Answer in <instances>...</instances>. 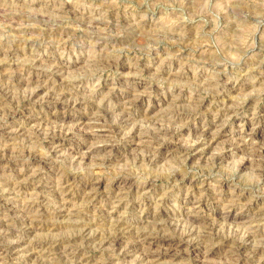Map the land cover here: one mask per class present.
I'll return each instance as SVG.
<instances>
[{
  "label": "rangeland",
  "instance_id": "1",
  "mask_svg": "<svg viewBox=\"0 0 264 264\" xmlns=\"http://www.w3.org/2000/svg\"><path fill=\"white\" fill-rule=\"evenodd\" d=\"M0 138V264H145L102 243L136 233L157 264H264V0H0Z\"/></svg>",
  "mask_w": 264,
  "mask_h": 264
},
{
  "label": "bare ground",
  "instance_id": "2",
  "mask_svg": "<svg viewBox=\"0 0 264 264\" xmlns=\"http://www.w3.org/2000/svg\"><path fill=\"white\" fill-rule=\"evenodd\" d=\"M99 66V65H98ZM56 70V69H55ZM58 74H59V71H55V72H52V75L54 76V77H56V76H58ZM35 80H38V79H34L33 81L35 82ZM36 83V82H35ZM30 84V83H29ZM235 84V83H234ZM40 85V86H39ZM39 87H37V89H34L32 92H31V99H32V101L34 100V97H35V95L37 94V91L38 90H40V89H43L42 88V85L39 83ZM262 86V85H261ZM231 87V86H230ZM54 91H55V89H54ZM29 93V92H28ZM64 95V94H63ZM143 96V94H140V95H138V97L135 99V100H133V101H131V104L132 105H134V104H136L138 101H140V97H142ZM66 97V96H65ZM27 100V99H26ZM30 100V99H29ZM31 101V100H30ZM69 103V101L67 100L66 101V103ZM73 104V103H72ZM27 112H28V109H27ZM26 115V114H25ZM22 117V116H21ZM22 119V118H21ZM33 118H31V117H28L27 119H26V122H25V124L24 125H30L31 124V120H32ZM99 119V118H98ZM100 121V120H99ZM98 122V121H97ZM96 121H91L89 124H92V125H90V127H92L90 130H92V131H94V132H102V127H101V125L100 126H98L99 125V123H97ZM105 123H106V121H105ZM125 123V122H124ZM22 124V123H21ZM88 124V125H89ZM78 126V125H77ZM126 126V125H125ZM36 128V127H35ZM123 128V127H122ZM154 128V127H153ZM161 129V128H160ZM20 131H18V130H13V129H8V131H4L3 130V133H2V135L4 136V139L3 140H7L6 142L8 143V142H14L15 140H16V137L20 134V132L22 131L23 132V130H27L26 128H21V129H19ZM73 130V129H72ZM117 131V130H116ZM138 131L139 130H137L136 128H134V131H132L131 133H128V134H124V136H126L125 138H127V137H132V136H138V137H141L139 134H138ZM141 131V130H140ZM174 131V130H173ZM55 132V131H54ZM149 132H151V131H149ZM156 132H158V127H155L153 130H152V132H151V135H154ZM30 133V132H29ZM56 133V132H55ZM92 133V132H91ZM146 133V132H145ZM167 133V132H166ZM75 134H87V133H85V132H83V131H81V130H75L73 133H69L68 134V136H74ZM89 134V133H88ZM214 134V133H213ZM23 135V134H22ZM35 135V134H34ZM169 135H171V133L169 134ZM204 136L206 137L205 138V140H207L208 141V139L207 138H211L212 140H213V135L212 134H208V133H205L204 132ZM37 137V136H36ZM75 137V136H74ZM155 137V136H154ZM173 137V136H172ZM3 138V137H2ZM1 139V138H0ZM31 139V138H30ZM35 139V138H34ZM116 139V138H115ZM153 139H155V138H153ZM42 140V139H41ZM58 140V139H57ZM57 140H56V138H52L51 139V141H50V145H52L54 148H59L60 147V144H58V142H57ZM202 140H204V138L202 139ZM59 141V140H58ZM110 142V141H109ZM60 143V142H59ZM113 143H114V141H113ZM24 144V143H23ZM18 145V144H17ZM194 145V144H193ZM232 145V144H231ZM196 146V145H195ZM200 145H198V147H199ZM202 146V145H201ZM200 146V147H201ZM53 147H51L52 148V150H56V149H54ZM114 147V146H113ZM112 147V148H113ZM198 147L196 146V147H194V149L195 150H198ZM233 147V146H232ZM4 148H9V146H7V145H5L4 146ZM177 148V147H176ZM191 148H193V146H191ZM31 149V148H30ZM185 149H187V148H185ZM258 149V148H257ZM19 150V149H18ZM72 150V149H71ZM254 150V149H253ZM8 151V150H7ZM78 151V150H77ZM187 151V150H186ZM185 151V152H186ZM36 152V151H35ZM184 152V153H185ZM191 152V151H190ZM202 152V151H201ZM256 152V151H255ZM55 153V152H54ZM70 153V152H69ZM72 153V152H71ZM259 153V156H260V159H261V162L264 164V149H262L260 152H258ZM30 154V153H29ZM92 154V153H91ZM70 155V154H69ZM174 155V154H173ZM183 155V154H182ZM189 155V154H188ZM73 159H77V160H79V159H85L86 157H89L90 156V151H88V152H86V153H84V152H78V153H73ZM258 156V157H259ZM146 157V156H145ZM149 157H151V156H149ZM182 157V156H181ZM29 159V158H28ZM216 159V158H215ZM184 160V159H183ZM51 161V160H50ZM185 161V160H184ZM259 161V160H258ZM262 165V164H261ZM260 165V166H261ZM7 166V165H6ZM264 166V165H263ZM263 168V167H262ZM263 171V170H262ZM93 175V174H92ZM35 177V176H34ZM76 178V177H75ZM87 178V177H86ZM88 186H87V189H86V196H87V198H89V197H93L92 195H94L96 192H97V190L99 189V187L101 186V184H102V181L101 180H99V179H91L88 183ZM20 186V185H19ZM53 192V191H52ZM236 196V195H235ZM66 198V197H65ZM120 198V196L118 197V199ZM95 199V198H94ZM68 200V198H66V199H63L62 201L63 202H66ZM115 200V199H114ZM117 200V199H116ZM112 201V200H111ZM123 201V200H122ZM240 201V200H239ZM113 202H115V201H113ZM121 202V200H119V201H117V202H115V203H120ZM114 203V204H115ZM200 203H201V201H198V202H195L194 204H199L200 205ZM64 204V203H63ZM202 205V204H201ZM229 205V204H228ZM118 206V205H117ZM44 207V206H43ZM199 207H201V206H199ZM49 208V207H48ZM202 208V207H201ZM30 209V208H29ZM40 209V208H39ZM60 209H62V207H60ZM195 209V208H194ZM263 209V208H262ZM35 210V209H34ZM34 210H31V211H28V212H22V216H23V218H24V223H25V225H26V228H29V227H31V228H29V229H35L37 226H36V223L37 222H42V221H40L42 218H44L45 217V213H46V211L44 210V209H42V210H39V211H34ZM37 210V209H36ZM55 211V210H54ZM264 211V210H263ZM61 212H63V210H58V213H61ZM260 212H261V210H260ZM258 215H261V213H259ZM154 221H157V220H159L158 219V215H154L153 217H151ZM257 220V222L258 221H263L264 220V217H259V219H256ZM44 221V220H43ZM45 223V222H44ZM153 224H156V225H160L161 226V224H162V222H154ZM55 225V224H54ZM68 225V224H67ZM53 226V225H52ZM79 226H81V225H79ZM119 226V225H118ZM45 227V226H44ZM44 227H43V229H44ZM121 227V226H120ZM129 228V227H128ZM162 229V228H161ZM206 229V228H205ZM209 229V228H208ZM249 229V228H248ZM252 230V229H251ZM198 231V230H197ZM205 231V230H204ZM248 231V230H247ZM250 231V230H249ZM207 232V231H206ZM0 233H1V231H0ZM250 233V232H249ZM28 234V233H27ZM191 234H193L192 236H194L196 239H191V240H187L186 242H184V243H187V245L188 246H190V247H195L197 244H196V242H202L203 241V239H205V232H201V231H199V232H192ZM97 235V234H96ZM123 235L124 234H119V235H115L114 237H111V238H107V239H105V240H102V243L105 241L106 242V240H108L107 242H109L111 239H113V242H111V243H113V247H115L116 248V250L117 251H119L120 253H122V255H124V254H127V253H138V255H139V258L142 260V261H144L145 262V264H157V263H160L161 261H163V259H164V256H166V255H170V256H172L174 259L175 258H177V256H178V254L176 253V252H174V251H176V249H173V250H171V253H162L161 251H157V250H154L153 248H152V246H149V245H147L146 244V242H147V240H148V238H146L142 233H136L135 234V237L133 238V241H131V242H129V243H124V240H126L127 241V239L126 238H123ZM127 235V234H126ZM125 235V236H126ZM130 235H131V230H130ZM190 237V236H189ZM250 237V238H249ZM253 237H255V236H253L252 235V233H251V235H248V239L245 241L246 242V245L244 246L245 248H244V250L245 251H248V245H247V243H248V241H249V239H251V238H253ZM157 238V237H156ZM198 238L199 239H202L201 241H198ZM87 239H91L92 240V238H87ZM104 239V238H103ZM69 241V240H68ZM97 241V240H96ZM112 241V240H111ZM159 241V240H158ZM212 241V240H211ZM244 241V240H243ZM59 242V241H58ZM88 242H90V241H88ZM23 243H26V242H24V241H18L17 242V247L15 248V247H12L13 245H14V243L13 244H9L8 246H10L9 247V250L8 251H5V254L6 253H13L14 255H16V256H18V258H23V256H21V255H24V254H26V253H30V252H32V254L35 252H37L38 253V251H37V248H44V249H46V250H54V248H56L55 246H54V244H53V242L51 241V242H49L48 241V243H49V245H50V247H49V249L48 248H46L47 247V243H42V245H39L38 247H35V245L33 246V243H31L30 244V246H27L26 244H23ZM38 243V242H37ZM55 243V242H54ZM92 243V242H91ZM243 243V242H242ZM8 244V243H7ZM27 244H29V243H27ZM108 244V243H107ZM182 244V243H181ZM235 244V243H234ZM38 245V244H37ZM252 245V244H251ZM61 246V245H60ZM198 246V245H197ZM210 246V245H209ZM220 246V245H219ZM211 247H213V246H211ZM243 247V246H242ZM17 248H20V249H22L21 251H15V250H12L11 251V249H17ZM103 248V247H102ZM239 248V247H238ZM169 249V248H168ZM210 249V248H209ZM197 250H199V249H197ZM169 251V250H168ZM210 251H212V249L210 250ZM210 251H205V252H210ZM19 252H22L23 254H21V253H19ZM42 252V251H41ZM55 252H57V251H55ZM164 252V251H163ZM178 252V251H177ZM204 252V251H203ZM236 252H237V250H236ZM257 252H258V249L257 248H254L253 246L252 247H250V253H251V257L252 256H255L256 254H257ZM114 253H115V251H114ZM10 255V254H9ZM248 255H242V260L247 264L248 262H251V261H253V262H251V263H254V257H252V259H249L248 257H247ZM239 257H241V256H239ZM5 258V257H4ZM241 259V258H240ZM19 260V259H18ZM140 260V261H141ZM257 260V262H260L261 261V259H256ZM172 261V260H171ZM236 261V260H235ZM140 263V262H139ZM239 264H241V263H239ZM250 264V263H249Z\"/></svg>",
  "mask_w": 264,
  "mask_h": 264
}]
</instances>
